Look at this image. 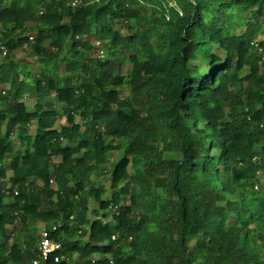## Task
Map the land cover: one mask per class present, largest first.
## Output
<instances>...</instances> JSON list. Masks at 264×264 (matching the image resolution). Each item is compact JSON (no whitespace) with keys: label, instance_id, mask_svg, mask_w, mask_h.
Here are the masks:
<instances>
[{"label":"trees","instance_id":"1","mask_svg":"<svg viewBox=\"0 0 264 264\" xmlns=\"http://www.w3.org/2000/svg\"><path fill=\"white\" fill-rule=\"evenodd\" d=\"M37 1L0 0V264L55 224L57 264H264V0Z\"/></svg>","mask_w":264,"mask_h":264},{"label":"rangeland","instance_id":"2","mask_svg":"<svg viewBox=\"0 0 264 264\" xmlns=\"http://www.w3.org/2000/svg\"><path fill=\"white\" fill-rule=\"evenodd\" d=\"M40 2H41V0H38L37 1V3H35V4H40ZM41 9H43V8H41ZM230 18H232V16L230 15ZM244 18L245 19H250V21H252V22H255V21H261V19L260 18H258V19H254V18H250V16H249V12L248 13H245L244 14ZM36 23V19H33L32 21H30V22H28L26 25L28 26V27H30L32 30L28 33L29 34V36L30 35H33V36H35L34 35V33L32 32L33 30H34V27H35V24ZM264 24V23H263ZM117 27L118 28H120L121 30H122V33L124 34V35H127V33H128V31H127V23H125V21H123V22H120V24H118L117 25ZM243 30H245V28H242ZM257 38H264V34H263V32H260V34H259V36L257 37ZM34 39H35V37L33 38V40H31L32 42L34 41ZM119 45V47L121 48V47H124V46H121V43L120 44H118ZM124 49V55H118V56H116V57H114L113 58V61L115 62V63H119V64H121L122 65V70H121V73L122 74H125V75H127V74H129L130 73V71H131V67H132V65L127 61V59H126V57L128 56V54H129V52H131L130 50H128V49H126V47H124L123 48ZM94 53V52H93ZM94 56L96 55L95 53L93 54ZM17 59H19L22 63H32V68L35 70L36 68H37V64H38V60L35 58V56H33L32 55V52H31V48H30V46L28 45V46H23V47H21L20 49H19V51H17ZM102 59H104V58H102ZM106 59V58H105ZM104 59V60H105ZM203 69V68H202ZM204 70H206V69H204ZM123 91H126V88H124L123 89ZM46 100H48V101H53L57 106H59V103H57V100L55 99V98H53V99H51V100H49V99H46ZM27 101L29 102V103H32L33 101H34V99H33V97L32 98H28L27 99ZM227 111L229 112V109H227ZM63 121V120H62ZM64 122V121H63ZM76 143V142H75ZM118 155H119V151H115V152H113L112 153V157H111V159H110V164H107V166L110 168L111 166H112V162H113V160L115 159V158H117L118 157ZM264 170V169H263ZM260 175V177H264V171L263 172H260L259 173ZM110 173L109 172H107V173H105L104 175H99V176H97L96 177V179L94 180L95 181V184H96V187H99V186H102V187H104L105 188V192H104V194L103 195H106V197L107 196H109L111 193H112V190L110 189V183H109V180H110ZM94 177V176H93ZM260 186V188H261V184L259 185ZM90 204H91V207H90V215H100L101 213L100 212H98V210H96V211H94V214H93V212H91V209H93V207H94V199H91V201H90ZM95 212H97V213H95ZM31 222V228L32 229H34V227L36 228L37 226H38V223H33L32 221H30ZM23 223L21 222H19V224L16 226V233H20V231H21V229H22V227H23ZM39 235H40V233H39ZM39 235H38V237L37 238H39ZM84 239V238H83ZM37 241H38V239H37ZM75 256H73V258H74Z\"/></svg>","mask_w":264,"mask_h":264},{"label":"built area","instance_id":"3","mask_svg":"<svg viewBox=\"0 0 264 264\" xmlns=\"http://www.w3.org/2000/svg\"><path fill=\"white\" fill-rule=\"evenodd\" d=\"M94 0H69V5L72 9H76L82 5H87ZM172 6H176V3H171ZM169 18V17H168ZM30 39L33 40V36H30ZM97 45H100V42H97ZM261 50V49H260ZM98 56L103 57V50L98 51ZM7 195H11L10 190H6ZM19 192L17 189H14V195H18ZM19 218L14 221V226L19 224ZM59 227V224H55L51 229H44L41 231V236L37 243L38 254L35 258L32 259V264H57L64 259L63 255L58 254L62 250V242L57 239L54 235V232ZM82 230H79L81 233ZM14 236V233L12 234Z\"/></svg>","mask_w":264,"mask_h":264}]
</instances>
